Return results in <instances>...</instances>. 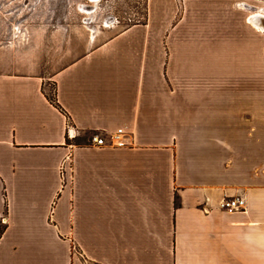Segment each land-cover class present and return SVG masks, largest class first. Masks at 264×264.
<instances>
[{
  "label": "crops",
  "instance_id": "obj_1",
  "mask_svg": "<svg viewBox=\"0 0 264 264\" xmlns=\"http://www.w3.org/2000/svg\"><path fill=\"white\" fill-rule=\"evenodd\" d=\"M242 9L150 0L51 73L0 72V264H264V29Z\"/></svg>",
  "mask_w": 264,
  "mask_h": 264
},
{
  "label": "rangeland",
  "instance_id": "obj_2",
  "mask_svg": "<svg viewBox=\"0 0 264 264\" xmlns=\"http://www.w3.org/2000/svg\"><path fill=\"white\" fill-rule=\"evenodd\" d=\"M231 1L247 14L264 15V0ZM149 2L0 0V72L11 71L27 61L32 68L39 66L51 73L81 52L93 34L103 39L132 24L144 22ZM258 28L264 29V26ZM261 36L264 38V32ZM45 87L48 96L54 98L55 84L48 81Z\"/></svg>",
  "mask_w": 264,
  "mask_h": 264
},
{
  "label": "built area",
  "instance_id": "obj_3",
  "mask_svg": "<svg viewBox=\"0 0 264 264\" xmlns=\"http://www.w3.org/2000/svg\"><path fill=\"white\" fill-rule=\"evenodd\" d=\"M125 131L120 128L114 134L110 136L111 144L116 146H124L128 144L126 140ZM92 142L96 145H104L106 144L105 136L100 133H95L92 136ZM247 201L246 197L242 194H237L234 196H226L223 197L218 207L227 212H238L246 210Z\"/></svg>",
  "mask_w": 264,
  "mask_h": 264
},
{
  "label": "bare ground",
  "instance_id": "obj_4",
  "mask_svg": "<svg viewBox=\"0 0 264 264\" xmlns=\"http://www.w3.org/2000/svg\"><path fill=\"white\" fill-rule=\"evenodd\" d=\"M254 17V24L258 27H261V26H264L262 25V21H263V14L262 13H258V14H255L253 15ZM260 25V26H259Z\"/></svg>",
  "mask_w": 264,
  "mask_h": 264
},
{
  "label": "trees",
  "instance_id": "obj_5",
  "mask_svg": "<svg viewBox=\"0 0 264 264\" xmlns=\"http://www.w3.org/2000/svg\"><path fill=\"white\" fill-rule=\"evenodd\" d=\"M51 100L54 101L55 103H57L55 98H51ZM57 104H58V103H57Z\"/></svg>",
  "mask_w": 264,
  "mask_h": 264
},
{
  "label": "flooded vegetation",
  "instance_id": "obj_6",
  "mask_svg": "<svg viewBox=\"0 0 264 264\" xmlns=\"http://www.w3.org/2000/svg\"><path fill=\"white\" fill-rule=\"evenodd\" d=\"M258 14V13H257ZM263 19H264V15H263Z\"/></svg>",
  "mask_w": 264,
  "mask_h": 264
}]
</instances>
